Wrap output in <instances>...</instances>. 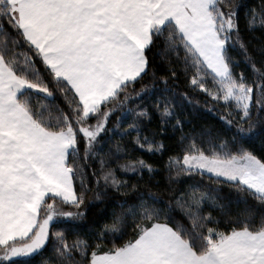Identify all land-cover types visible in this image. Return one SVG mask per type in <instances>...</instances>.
Here are the masks:
<instances>
[{"label":"snow or ice","instance_id":"1","mask_svg":"<svg viewBox=\"0 0 264 264\" xmlns=\"http://www.w3.org/2000/svg\"><path fill=\"white\" fill-rule=\"evenodd\" d=\"M257 129L264 0H0V264H264Z\"/></svg>","mask_w":264,"mask_h":264},{"label":"trees","instance_id":"2","mask_svg":"<svg viewBox=\"0 0 264 264\" xmlns=\"http://www.w3.org/2000/svg\"><path fill=\"white\" fill-rule=\"evenodd\" d=\"M243 2L249 7H254L257 3H259V0H243ZM256 35H259V33H256ZM233 55L236 56L237 59H240V57L235 52L233 53ZM241 71H244L245 75L251 78L250 70L245 68V66L243 65V62H241L240 67L236 69V73L238 74ZM160 74L163 75L164 73L161 72ZM176 83L179 85V88L177 89V91L179 92L188 91L189 93H191L192 90L188 87L183 77ZM191 98L194 100H199L201 108L204 107V100L207 99L209 101L208 107H212L213 102L211 101L210 97L206 96V94L201 93L199 96H192ZM178 103H181V102L178 101ZM182 104H183L182 111L189 119L192 120L193 124L208 123V124H215L217 126H220L222 124V121H218L216 119V109H221V105L217 104L216 108H214L212 112L200 111L197 113L192 108L191 104H188L186 101L182 102ZM158 123L159 121L154 119L152 123L147 126L148 130L144 134L149 135L151 132L156 131ZM185 130H187V128ZM133 135H135V133H133ZM178 136H179V133H177L176 136H172L171 134H169V137L164 138V143L168 146V151L165 152L162 156L160 154L153 155L147 151L136 150L130 154L129 158H135V157L142 158L148 163L152 164L154 167L161 169V174L155 177V180H161L164 175L163 165L167 162L168 156L174 155L180 152V146L178 144ZM157 139H160V137H157ZM247 146L252 148L257 155H261L262 149H264V130L257 129L255 135L249 138ZM89 171H91V168H89ZM145 179H147V176H145ZM133 180H135L134 177H133ZM204 180H205V183L210 182L208 180V177H205ZM188 183H191V181H189ZM161 187H163V185H161ZM101 208L102 206H99L98 208H94L92 212L96 213L100 211ZM215 214L216 213H214V215ZM105 222L106 221L104 219H100L99 225L86 226L81 231H89L90 228L102 227ZM127 238H128L127 236L124 237V239H127ZM74 239H76V236L74 235H70L67 237V240L69 243H71ZM105 243H108V242L105 241Z\"/></svg>","mask_w":264,"mask_h":264}]
</instances>
